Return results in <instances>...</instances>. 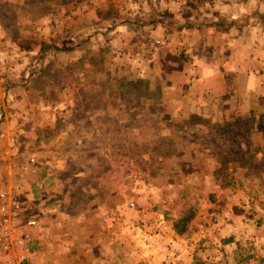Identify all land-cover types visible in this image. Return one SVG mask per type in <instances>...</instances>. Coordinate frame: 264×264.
<instances>
[{"label":"rangeland","instance_id":"374dc122","mask_svg":"<svg viewBox=\"0 0 264 264\" xmlns=\"http://www.w3.org/2000/svg\"><path fill=\"white\" fill-rule=\"evenodd\" d=\"M258 34L264 0H0V188L34 127L79 131L24 192L25 264H264Z\"/></svg>","mask_w":264,"mask_h":264},{"label":"built area","instance_id":"2783aa9c","mask_svg":"<svg viewBox=\"0 0 264 264\" xmlns=\"http://www.w3.org/2000/svg\"><path fill=\"white\" fill-rule=\"evenodd\" d=\"M13 57L21 60L17 53L0 57V69L11 71ZM6 143L10 156H16L19 151L18 134L10 132ZM36 168V160L26 157L0 188V264H25L31 230L40 228V221L27 214L28 207L24 199L26 176L33 174Z\"/></svg>","mask_w":264,"mask_h":264},{"label":"crops","instance_id":"0c3cea01","mask_svg":"<svg viewBox=\"0 0 264 264\" xmlns=\"http://www.w3.org/2000/svg\"><path fill=\"white\" fill-rule=\"evenodd\" d=\"M255 31L258 32L256 29H255ZM256 38H258L259 41H263L264 40V34L263 35L258 34V37H256ZM23 87L26 88V86H23ZM23 99H24V97H23ZM3 115H4L3 121L0 123V125H1V127H0V143L5 148H4L2 155L6 154L7 159H9V158L16 159V158H18L16 156L10 157V153L8 152V150L6 148L7 135L10 132H16V130H17L16 125L12 122V119H13V117L15 118V116L14 115L12 116L10 114L7 115L6 112H4ZM17 117L19 118V116H17ZM25 117L27 118L26 115H25ZM49 117H50V119L52 118L51 116H49ZM22 124L24 125V123H22ZM34 126H36V125H34ZM54 126H55V122L53 120V121H48V122L42 124L40 127L36 128V129L34 127L33 136H36V137L33 138V143H32L33 148L29 151L26 149L23 150L22 148H20L19 162H14V163H18V165H19L22 161H24V159L26 157H33L36 161L39 162V166H37L35 172L33 174L26 176L30 179L29 182H25V191L27 192L26 196H28L29 198L31 197V192H30L31 187L32 188L38 187L40 189L41 185L45 186L43 180L47 177V175L51 174V172L55 171L58 168L57 167L58 165H56V164H59L62 161V159H61L62 156L66 157L68 147L70 146V143H71L70 138L73 135L77 136L79 133V131H78L75 134L74 131H76V130H74L69 125H65V127H62L59 129H55ZM22 130L18 131V132H20L19 135L21 134L22 136H24V138L22 139V141L20 143V147H22L23 144H25V142H26L25 139L28 138L27 136H30L29 134H27V131H26L27 128L25 127V125H24V128H22ZM80 133H83V132H80ZM45 136H46V138H45ZM59 154H61V155H59ZM6 156L4 155V157H6ZM16 161H18V160H16ZM10 163H11V160H10ZM12 163H13V160H12ZM30 181H31V183H30ZM33 185H35V186H33Z\"/></svg>","mask_w":264,"mask_h":264},{"label":"trees","instance_id":"16d2710c","mask_svg":"<svg viewBox=\"0 0 264 264\" xmlns=\"http://www.w3.org/2000/svg\"><path fill=\"white\" fill-rule=\"evenodd\" d=\"M189 218H190L189 216H185V217L180 218L176 222H173L172 229L176 233L181 234L182 231L185 230V224L188 222Z\"/></svg>","mask_w":264,"mask_h":264}]
</instances>
